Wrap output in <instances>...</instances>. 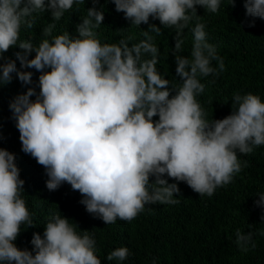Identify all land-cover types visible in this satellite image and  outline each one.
Here are the masks:
<instances>
[{
	"label": "clouds",
	"instance_id": "clouds-1",
	"mask_svg": "<svg viewBox=\"0 0 264 264\" xmlns=\"http://www.w3.org/2000/svg\"><path fill=\"white\" fill-rule=\"evenodd\" d=\"M81 3L84 0H0V61L10 48H19L21 69L41 73L39 93L29 87L9 108L22 151L46 170L47 189L69 184L83 197L80 203L86 211L109 225L118 218L131 222L146 205L179 203L174 194L180 182L208 197L231 184L248 166L238 154L250 155L264 146V102L259 95L237 91L231 114L209 120L197 100L206 87L199 78L225 70L224 59L208 42L197 6L215 14L221 0H111L131 25L140 28L152 18L162 28L175 30L171 55L178 84L156 67L160 51L155 41L163 35L161 27L151 24L141 30L143 39L136 43L130 44L131 35L101 42L96 30L105 16L97 8L99 0H92L75 35L68 30L53 35L56 22ZM229 5L234 6V0ZM244 7L248 17L264 20V0H245ZM43 13L52 22L42 29L39 44L21 40V29L33 28ZM192 22V49L184 56V30ZM254 26L253 19L249 27ZM13 73L23 85L33 83L32 72L18 70L16 62L8 60L0 63V86L11 83ZM15 159L0 149V264H102L93 236L78 231L60 212L48 217L43 236L33 233L32 251L14 244L22 225L34 228ZM258 197L254 203L264 209V192ZM235 237L241 252H248L249 245L255 249L253 233L236 229ZM129 254L127 247H118L107 260L125 261Z\"/></svg>",
	"mask_w": 264,
	"mask_h": 264
},
{
	"label": "trees",
	"instance_id": "trees-1",
	"mask_svg": "<svg viewBox=\"0 0 264 264\" xmlns=\"http://www.w3.org/2000/svg\"><path fill=\"white\" fill-rule=\"evenodd\" d=\"M245 0H221L220 9L212 14L197 6V15L206 25L205 31L210 44H214L217 53L224 59L225 70L219 75L200 77L206 85L205 91L197 97L207 112V119H222L231 114V99L234 92L259 95L264 102V20L246 15ZM93 6L92 0L74 5L64 17L56 22L53 35L68 30L75 35L76 25L86 16V10ZM98 9H102L105 19L97 29L102 43H115L126 36H133L131 43L143 39L142 31L149 25L161 27L158 20L150 18L149 25L140 28L131 25L123 13L115 11L111 0H99ZM254 27H249L253 23ZM52 22L47 13L40 14L31 29L22 28L21 40L31 39L39 44L43 39L42 29ZM184 30L182 55L190 56L193 36L191 28ZM163 35L156 37L160 51L157 70L175 84V58L171 55L175 47L174 29L162 28ZM19 48H10L4 53L5 59L16 62L18 70L32 72L31 85H23L13 73V80L0 86V149L15 155V163L20 169V179L25 181L23 198L33 214L34 228L21 226V232L14 244L20 249L32 251L33 233L43 236L44 227L50 215L60 212L70 223L78 225V231H88L96 240V255L102 264H264V209L257 207L258 194L264 192V146L250 155L238 154V158L248 161V166L234 177L231 184L217 188L211 197L200 196L186 183H178L179 193L174 199L177 204L159 203L146 205L145 211L131 222L117 219L114 224H105L102 219L89 214L80 203L83 199L78 191L72 190L67 183L57 190L49 191L46 170L30 155L22 151L16 121L9 108L18 95L25 94L29 87L39 93L38 77L41 73L35 69H21L16 53ZM35 53L29 56L34 58ZM212 66L218 70V62ZM35 100V97L31 98ZM158 120V117H154ZM167 178V177H165ZM154 180V178H151ZM169 183H177L169 179ZM151 209V210H149ZM240 229L246 235L253 233L255 249L241 252L235 244V231ZM129 249L125 261L107 260V255L118 247Z\"/></svg>",
	"mask_w": 264,
	"mask_h": 264
}]
</instances>
